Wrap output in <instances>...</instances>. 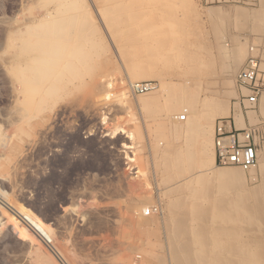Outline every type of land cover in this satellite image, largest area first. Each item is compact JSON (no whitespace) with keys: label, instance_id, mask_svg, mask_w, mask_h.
Wrapping results in <instances>:
<instances>
[{"label":"rangeland","instance_id":"1","mask_svg":"<svg viewBox=\"0 0 264 264\" xmlns=\"http://www.w3.org/2000/svg\"><path fill=\"white\" fill-rule=\"evenodd\" d=\"M263 1L188 0L182 9V2L175 0V6L180 5L173 12L178 24L170 30V39L154 50L151 29L143 26L138 39L130 33L140 15L142 19L153 15L141 9L155 0H68L77 9L73 11L75 21L85 25L79 43L84 50L91 47L94 65L82 69L81 77L73 80L76 88L66 91L58 87L41 113L31 110L22 116L16 108L22 105L23 88L13 67L16 60L28 61L23 40H36L30 32L43 33L33 29L34 18L45 16L47 11L54 14L59 5L0 0V264H63L54 247L68 264L168 261L159 204L167 216L169 198L165 192L184 177L209 169H195L171 181L165 178L172 173L162 170V151L168 142L174 147L182 144L183 138L174 131L180 115L159 106L168 93L160 79L171 87L183 80L191 82L204 94L231 105L238 96L234 76L245 60L252 55L264 62V24L251 17L239 19L234 11L242 8L250 15L264 13ZM112 4L125 10L124 22H129L122 27L125 34L117 35L105 16L104 9ZM167 19L173 20L156 18L157 30L152 33L159 35ZM245 22L246 26L242 25ZM126 25H134V30ZM46 39L44 55L54 46L49 37ZM169 42L178 43L179 48L174 62L164 65L171 52ZM238 46L243 47L240 56L235 54ZM137 50L142 53V63L135 69H146L156 77L131 78L129 58ZM72 60L81 62L78 57ZM50 61V57L45 59ZM142 82H151L154 87L146 92L131 90L132 84ZM142 97L153 98L150 106L142 104ZM258 156L255 166L248 169L215 163L212 168L241 169L245 174L242 191L249 195L263 180L257 169L264 161V139L258 145ZM208 195L205 204L210 207L213 201L209 198L219 195ZM5 201L17 209L16 213L4 205ZM130 206H137L135 214L140 218L142 207L157 210L152 217L144 215L147 224L139 227L126 216Z\"/></svg>","mask_w":264,"mask_h":264},{"label":"bare ground","instance_id":"2","mask_svg":"<svg viewBox=\"0 0 264 264\" xmlns=\"http://www.w3.org/2000/svg\"><path fill=\"white\" fill-rule=\"evenodd\" d=\"M179 1L178 4L182 2L180 7L182 9L188 2V0ZM74 2L77 3V1ZM174 2L175 0H155L153 5L148 6L147 3L146 7L142 5L141 10L148 11V13L153 12V15L144 17L145 19H142V15L140 17L135 15L139 17L138 19L133 17L137 19L134 22L136 29H133L134 25H126L130 26V30H134L130 34H133L135 38L141 37L142 27L146 26V28L151 29L150 33L152 35H158V32L152 33V30L153 32L157 30L156 18H173V20L167 19L168 21L161 24V26L163 25V31L158 36H150V38H153L154 50L160 45H164L167 39H170V30H173L178 24V22H175L177 20L174 21L176 15L173 12L180 5L177 4L176 7ZM40 3L43 7L57 3L59 7L54 14L47 11L45 16L34 18L33 29H41L43 33L39 34L36 31L30 32V34L26 33L30 37H36L34 42H29V39L23 40V50L28 53L25 55L28 61L21 63L16 60L14 64L15 78L18 79L23 88L22 105L16 108L22 116H26L31 110H35L36 114L41 113L47 108L48 100L58 87L66 91L76 88L73 80L81 77L82 69H88L94 65L91 61V47L87 46L84 50L81 47L82 44L80 46L79 43L80 33L85 25H79L75 21L76 13L74 12L75 10L77 12L75 6L72 3L70 5L68 0H40ZM142 4L145 3L142 2ZM113 5L104 9L105 16L111 20L110 22L114 25L117 35L125 34L124 30L126 28L122 29L128 22H124L127 16L124 14L125 10L123 11L120 7ZM234 15L243 20L251 17L256 23L264 24V13H252L250 15L246 10L236 8ZM244 24L246 26V22L242 25ZM89 29L88 32H90ZM126 31L128 32V30ZM88 32L87 34H89ZM37 36H39V39ZM47 37L50 38L49 42L54 43V46L52 45L53 47L47 51V55H44L47 50ZM169 43L171 52L167 56L164 65L174 62L175 51L179 48L178 43ZM250 50H253V48ZM35 51L36 53H34ZM242 53L243 47L238 46L235 54L240 56ZM48 57L51 58L50 63L45 62ZM77 57L81 59L78 64L72 60L73 58L77 59ZM17 58L19 57L17 56ZM129 59V64L132 66L130 76L133 80L156 77L146 69H142V71L135 69V65L142 63V53L140 54L138 50L132 52ZM160 82L162 88L167 86L168 93L159 106L167 112H174L180 116L182 114L186 115L183 121H180V117H175L179 119L180 123L176 122L174 124V131L179 138H183V143L174 147L172 142H168L166 149L162 151L163 157L160 162L162 170L172 173L165 178L171 181V178L183 177L185 176L184 173L187 174L195 169H209L206 173H203L205 171L201 173L200 170V173H196L194 176L184 177L175 187L165 192L169 198L166 202L167 216L162 213L161 204H159V214L163 219L162 227L164 230L162 231L166 236L165 243H167L166 248L169 254L167 255L168 261L161 259V264H264V161L260 162L257 169L262 174V182L254 186L252 193L249 195L244 193L242 188L245 174L241 169L212 168L214 153L209 141L210 133L208 134V132L211 131H209V121H213L215 117L228 115V102L204 94L191 82L183 80L182 83H178L176 86L172 84V87L171 84L170 86L166 85L161 79ZM152 101V97H142L144 106H150L149 104ZM160 129L165 131L164 127H160ZM164 136L166 138L168 135L164 134ZM249 173L251 179H254V170L250 169ZM223 192H229L230 196H223ZM208 194L219 195L215 196L217 199L214 197L209 198L213 201L210 207L205 204ZM139 197L141 196L139 195ZM4 203L6 207L16 213L17 209L10 203L6 201ZM136 207L130 206L127 209L126 216L129 220L136 221L139 227L147 224L146 219H143L146 218L144 215L152 217L157 210L154 206L150 208L142 207L143 218H140L137 217V213L135 214ZM123 221L125 223L126 218ZM48 231L50 235V230ZM54 251L60 256L63 264H68L66 257L64 258L60 254V249L58 251L54 247Z\"/></svg>","mask_w":264,"mask_h":264},{"label":"built area","instance_id":"3","mask_svg":"<svg viewBox=\"0 0 264 264\" xmlns=\"http://www.w3.org/2000/svg\"><path fill=\"white\" fill-rule=\"evenodd\" d=\"M264 62L258 56H249L234 76L238 96L234 102L244 106L245 110H254L261 96L264 95ZM154 84L142 82L132 84L133 92H146ZM245 92V93H243ZM244 101V104H243ZM185 114L180 120L185 119ZM260 124L264 125V120ZM225 118H217L214 124L213 145L214 163L219 166H239L243 169L254 167L258 158V144L253 140L258 129L246 127L231 132H225Z\"/></svg>","mask_w":264,"mask_h":264},{"label":"crops","instance_id":"4","mask_svg":"<svg viewBox=\"0 0 264 264\" xmlns=\"http://www.w3.org/2000/svg\"><path fill=\"white\" fill-rule=\"evenodd\" d=\"M223 118H225V132L256 126L258 132L256 136H253V140L260 145L261 139H264V125L260 124L264 120V95L260 97L254 110H245L243 105L233 101L229 105L228 115H224ZM215 119L209 121V124H212L211 129L209 125V131L211 130L208 132V134H211H209V141H211L212 126Z\"/></svg>","mask_w":264,"mask_h":264}]
</instances>
